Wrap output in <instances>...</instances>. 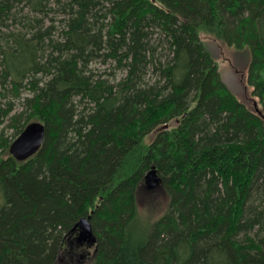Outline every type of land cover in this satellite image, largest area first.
<instances>
[{
  "label": "trees",
  "instance_id": "1",
  "mask_svg": "<svg viewBox=\"0 0 264 264\" xmlns=\"http://www.w3.org/2000/svg\"><path fill=\"white\" fill-rule=\"evenodd\" d=\"M263 24L264 0H0V264H264ZM6 120L14 140L43 123L41 150L14 159ZM82 218L97 243L74 263Z\"/></svg>",
  "mask_w": 264,
  "mask_h": 264
},
{
  "label": "rangeland",
  "instance_id": "2",
  "mask_svg": "<svg viewBox=\"0 0 264 264\" xmlns=\"http://www.w3.org/2000/svg\"><path fill=\"white\" fill-rule=\"evenodd\" d=\"M264 28V24H263ZM264 31V30H263ZM221 49L223 54H218L219 56V66L222 72V77L224 78L225 82L228 84L231 91L237 95V97L246 102L247 104L251 103V89L241 81L240 74L243 72H247L248 68V58L246 59L243 55L234 54L229 48L224 45H221ZM216 51V49H215ZM115 63L109 62L108 64H101L100 62H95L91 65L93 72L96 75H104L105 72L115 74L117 73L116 77H120L122 75L121 72L115 70ZM236 67V69H235ZM238 69H241L240 71ZM153 75L152 72L149 73L148 78ZM24 92H22V97H24ZM14 103V111H20L22 109V103L20 100H12ZM10 122L8 120L5 121L1 129L5 132V140L8 143L9 141L13 140L14 130L10 128ZM1 136V131H0ZM12 141V142H13ZM3 149L0 148V155H2ZM146 186V185H145ZM160 189V188H159ZM154 191L152 193L147 194L144 197L143 202L141 203L140 214L141 220H150V219H157L162 216L166 211L167 200L166 195L163 193V190ZM79 231L75 233V237H78ZM95 252V246H91L87 243H84V247L82 249H77L75 255H73L75 262L80 260L87 262L90 260ZM89 257V259H87ZM65 264H73L70 258H64Z\"/></svg>",
  "mask_w": 264,
  "mask_h": 264
},
{
  "label": "water",
  "instance_id": "3",
  "mask_svg": "<svg viewBox=\"0 0 264 264\" xmlns=\"http://www.w3.org/2000/svg\"><path fill=\"white\" fill-rule=\"evenodd\" d=\"M46 127L43 123L33 122L26 126L23 132L12 142L9 148L10 155L19 162H25L36 155L45 142ZM145 185L149 191L157 189L161 178L156 167H152L145 175ZM79 231L78 240L91 246L96 245L97 238L93 232L90 218H82L73 228Z\"/></svg>",
  "mask_w": 264,
  "mask_h": 264
}]
</instances>
